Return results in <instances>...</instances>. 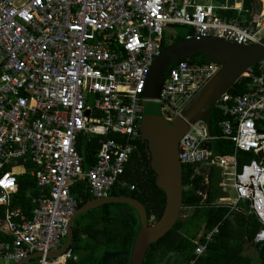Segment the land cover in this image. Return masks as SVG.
<instances>
[{"label": "built area", "instance_id": "2783aa9c", "mask_svg": "<svg viewBox=\"0 0 264 264\" xmlns=\"http://www.w3.org/2000/svg\"><path fill=\"white\" fill-rule=\"evenodd\" d=\"M243 1L0 0V234L10 238L0 240V264L34 253H41L36 264L77 260L70 249L46 257L63 247L78 209L71 189L84 183L94 198L109 196L142 140L143 104H158L171 121L220 68L180 60L167 69L158 97H144L165 31L175 36L173 26H187L185 39L257 43L264 38V0L248 20L225 15H240ZM241 80L244 93H230L232 86L213 106L222 115L219 135L200 119L182 134L178 150L181 164L193 166L204 185L212 168L219 171L223 196L211 205L252 215L261 225L256 247L264 244V60L235 83ZM220 139L231 142L232 154L212 156L209 145ZM92 143L94 159L84 168L78 147ZM248 155L255 158L239 168ZM29 170L40 193L31 200V218L20 222L19 211L9 208L17 177ZM220 224L194 241V257L183 264H196Z\"/></svg>", "mask_w": 264, "mask_h": 264}, {"label": "trees", "instance_id": "16d2710c", "mask_svg": "<svg viewBox=\"0 0 264 264\" xmlns=\"http://www.w3.org/2000/svg\"><path fill=\"white\" fill-rule=\"evenodd\" d=\"M257 0H244L243 12H228L227 17L244 16L250 18V11L256 8ZM176 35L173 42L184 39L191 33L187 26H173ZM163 48L167 46L162 43ZM188 60L196 63H208L201 55ZM246 82L239 81L230 89L232 94L246 91ZM222 119L220 111L212 107L210 112L211 133L219 135L218 122ZM95 143L85 148L78 147L83 156L84 168L91 165L94 159ZM212 156L233 153V145L226 140L210 143ZM253 155L239 158V168L243 160L254 159ZM30 169V168H29ZM15 172L21 171L15 168ZM126 180L128 185L116 183L109 196L131 197L143 204L148 221H158L165 208V195L156 185V175L150 165L147 142L140 140L135 152L130 156L120 181ZM18 190L12 197L10 210L19 211L16 221L29 220L33 205L31 200L39 195L34 174L29 170L17 177ZM219 184V171L212 168L207 185L202 177L194 174V167L182 164V210L170 231L158 241L149 245L142 264H183L194 257L196 245L194 241H202V235L211 231L219 223V232L207 246L205 254L197 259L196 264H264V244L256 246V256H248L244 252L245 244H251L255 233L261 225L252 215L243 212H231L226 207H215L211 204L223 196ZM134 189L130 190L129 186ZM71 192L79 201L78 208L94 197L88 192L84 183L75 185ZM205 195V199H203ZM247 211V207L243 206ZM3 209L0 208V216ZM140 222L137 213L127 204L111 203L90 210L78 216L73 223V240L70 250L77 260H68L65 264H129L133 243ZM200 237V238H199ZM0 240L10 238L0 234Z\"/></svg>", "mask_w": 264, "mask_h": 264}, {"label": "water", "instance_id": "95a60500", "mask_svg": "<svg viewBox=\"0 0 264 264\" xmlns=\"http://www.w3.org/2000/svg\"><path fill=\"white\" fill-rule=\"evenodd\" d=\"M201 55L205 61L220 65L218 72L185 105L180 115L171 121L162 117L158 108L143 104L141 139L147 142L150 165L156 175V185L165 195V208L161 218L151 224L143 204L131 197L107 196L93 198L82 206L69 219L63 247L49 252L52 258L70 249L73 240L74 220L93 209L106 204H127L138 215L140 229L136 234L129 264H142L144 255L152 243L161 239L174 226L182 210V164L179 159L178 142L190 125L203 119L211 133L210 112L216 100L229 90L245 70L264 60V38L251 45H240L222 38L181 39L165 46L149 69L143 96L157 98L167 69L182 59ZM41 257L34 253L15 264H25Z\"/></svg>", "mask_w": 264, "mask_h": 264}, {"label": "rangeland", "instance_id": "374dc122", "mask_svg": "<svg viewBox=\"0 0 264 264\" xmlns=\"http://www.w3.org/2000/svg\"><path fill=\"white\" fill-rule=\"evenodd\" d=\"M256 8L258 9V4L257 3H256ZM175 30H178V29H175ZM165 37H166L165 38V44L166 45H169L170 43H172L174 35L171 34V30L170 29H167L165 31ZM147 107H149V108H158L159 111H160V114H161V110H160V107H159L158 104L150 102V103L147 104ZM121 185H128V182L123 179V181H121ZM150 223L153 224V223H155V221L151 220ZM244 252H245L246 255L252 256L253 258H255V256H256V251L249 244H245ZM9 264H12V263H9ZM25 264H36V259L35 260H30V261L26 262Z\"/></svg>", "mask_w": 264, "mask_h": 264}, {"label": "crops", "instance_id": "0c3cea01", "mask_svg": "<svg viewBox=\"0 0 264 264\" xmlns=\"http://www.w3.org/2000/svg\"><path fill=\"white\" fill-rule=\"evenodd\" d=\"M249 245H251L254 248V250H255V246L252 244V241H251V244H249Z\"/></svg>", "mask_w": 264, "mask_h": 264}, {"label": "bare ground", "instance_id": "6f19581e", "mask_svg": "<svg viewBox=\"0 0 264 264\" xmlns=\"http://www.w3.org/2000/svg\"><path fill=\"white\" fill-rule=\"evenodd\" d=\"M263 11H264V2H263Z\"/></svg>", "mask_w": 264, "mask_h": 264}, {"label": "clouds", "instance_id": "9594fccd", "mask_svg": "<svg viewBox=\"0 0 264 264\" xmlns=\"http://www.w3.org/2000/svg\"><path fill=\"white\" fill-rule=\"evenodd\" d=\"M259 3V1L257 0V4ZM258 7H259V4H258Z\"/></svg>", "mask_w": 264, "mask_h": 264}]
</instances>
